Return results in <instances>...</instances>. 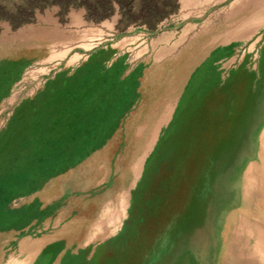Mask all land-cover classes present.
Wrapping results in <instances>:
<instances>
[{"label": "rangeland", "instance_id": "rangeland-1", "mask_svg": "<svg viewBox=\"0 0 264 264\" xmlns=\"http://www.w3.org/2000/svg\"><path fill=\"white\" fill-rule=\"evenodd\" d=\"M93 3L0 0V264L19 239L3 228L87 241L97 264H112L114 241V264H216L215 227L230 223L218 201L235 194L225 177L264 105V27L237 49L246 60L214 72L202 58L236 30L225 5L170 0L147 24L137 0ZM188 27L201 44L169 70L124 72L139 47Z\"/></svg>", "mask_w": 264, "mask_h": 264}, {"label": "crops", "instance_id": "crops-1", "mask_svg": "<svg viewBox=\"0 0 264 264\" xmlns=\"http://www.w3.org/2000/svg\"><path fill=\"white\" fill-rule=\"evenodd\" d=\"M179 3H182V0H179ZM217 4L225 5L226 19L236 22L235 34L233 33L232 40L213 43V54L208 57L204 56L202 59L213 61L211 70L221 72L230 67L235 60L244 61L248 58L249 50L242 51L239 56L237 53L239 47L258 43L257 41L251 42L250 37L258 33L261 27H264V0H213V7ZM252 17L257 18V24L251 27L243 23ZM190 30V27L185 28L177 35L173 31L162 33L149 43L139 47L134 54V59L131 60V63L133 61L134 64L124 72H138L142 69L146 72L154 66L169 70L173 61L182 60L191 51V48L201 44L198 42L197 36H187ZM195 55L200 56L201 52L195 53ZM111 62L123 64L125 67L130 60L125 59L124 54H119ZM3 229H6L7 232L18 233L19 239L13 242L17 247V253L7 255L2 264H63L67 258L78 259L77 264H89L91 261L90 258H87L89 254L88 244L85 243L87 241L77 246H69L64 240L43 239L42 228ZM31 236L36 237L33 239ZM54 249L56 252L53 255L52 250Z\"/></svg>", "mask_w": 264, "mask_h": 264}, {"label": "bare ground", "instance_id": "bare-ground-1", "mask_svg": "<svg viewBox=\"0 0 264 264\" xmlns=\"http://www.w3.org/2000/svg\"><path fill=\"white\" fill-rule=\"evenodd\" d=\"M249 121L251 122V119ZM244 152L247 153V156L242 157L236 170L229 172L225 177L227 182L233 185H227L230 187L229 190L232 191V195L233 192L236 195L237 192L239 194V197H236L235 194L232 197L242 201L241 207L238 206L240 209L233 205L232 197L231 200L221 198L218 201L217 208L221 210L220 217L230 223H227L228 228L223 222L217 223L215 227L216 264H257L256 259L264 264V105L260 118L255 121L253 133ZM176 217L180 216L176 215ZM188 223L190 224V222ZM166 229L162 231H166ZM192 246L191 248H193Z\"/></svg>", "mask_w": 264, "mask_h": 264}, {"label": "trees", "instance_id": "trees-1", "mask_svg": "<svg viewBox=\"0 0 264 264\" xmlns=\"http://www.w3.org/2000/svg\"><path fill=\"white\" fill-rule=\"evenodd\" d=\"M95 5V8H99L102 5L106 4L108 2H110L111 0H92ZM134 0H125L126 4H130L131 2H133ZM139 3V8L141 9L143 15L145 16L146 19V23L149 24L155 17L156 15L159 16L160 15V11H162L166 6L169 5L170 0H137ZM101 61L102 58H99L98 61ZM53 106H51L52 108ZM50 108V111L53 112V109ZM55 108V107H54ZM49 146H46V149ZM36 151V150H35ZM46 156H42L41 158H39V162L40 163H45L46 160H48V158L46 159ZM32 158V156H31ZM50 159V158H49ZM175 159V158H174ZM48 166V164L46 165ZM27 167V164L25 166L19 167L18 165L10 172V176L13 180H15L17 182V180H21L22 179V175L25 171V168ZM152 193V191L149 189L146 190V192L144 193L145 196H148ZM141 201H143L141 199ZM141 201L139 203L138 206H140L139 208H142V204ZM141 204V205H140ZM146 206H144L143 210L145 211L146 208L149 209L147 206V202L145 203ZM115 249H116V243L115 241L112 243H109L106 248H105V252L108 251L110 252V257H111V263L114 264V259H115ZM78 259H71V258H67L64 260L63 264H77ZM89 264H97V261H91ZM116 264V263H115Z\"/></svg>", "mask_w": 264, "mask_h": 264}]
</instances>
